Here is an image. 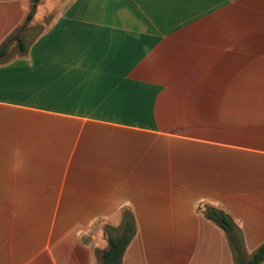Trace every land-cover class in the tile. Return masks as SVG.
<instances>
[{
    "label": "crops",
    "instance_id": "crops-1",
    "mask_svg": "<svg viewBox=\"0 0 264 264\" xmlns=\"http://www.w3.org/2000/svg\"><path fill=\"white\" fill-rule=\"evenodd\" d=\"M29 8L0 0V44ZM50 17L0 64V264H96L97 223L125 208L122 264H234L202 201L247 251L264 243V0H61Z\"/></svg>",
    "mask_w": 264,
    "mask_h": 264
},
{
    "label": "trees",
    "instance_id": "trees-1",
    "mask_svg": "<svg viewBox=\"0 0 264 264\" xmlns=\"http://www.w3.org/2000/svg\"><path fill=\"white\" fill-rule=\"evenodd\" d=\"M41 0H29L30 8L25 19L13 33L7 36L0 44V64L5 62V58L15 43L18 52L25 56L27 53V43L25 39L29 23L34 17L37 5ZM47 15H44V17ZM52 21V20H51ZM51 21L34 38L45 32L51 24ZM195 211L206 220L213 223L225 236L231 252L234 264H261L264 262V243L259 245L254 251H247L243 233L239 223L224 209L220 204L214 201H202L196 204ZM98 229L102 238L107 244L104 250H93L96 264H122L124 251L130 241L134 238L136 232L135 221L132 212L129 209H122L119 212L117 223L110 224L106 220H101Z\"/></svg>",
    "mask_w": 264,
    "mask_h": 264
},
{
    "label": "rangeland",
    "instance_id": "rangeland-1",
    "mask_svg": "<svg viewBox=\"0 0 264 264\" xmlns=\"http://www.w3.org/2000/svg\"><path fill=\"white\" fill-rule=\"evenodd\" d=\"M45 1V0H43ZM61 3V0H46L45 4L44 2H42L40 5H43L42 7L38 8L39 10H35L34 13V17L32 19V21L29 23V28H27L28 30L25 32V39H26V43L34 38V36H36L38 33L41 32V30L44 28V25H46L45 23H49L51 21V17L53 16L55 9L58 8L59 4ZM44 11H46V13H43ZM44 15H47L44 17ZM14 48L11 49V52H18V49L15 46V43L12 44ZM13 53H10V55ZM10 201H6V200H0V211H4L3 213L6 214L8 213V209L6 207V205L9 203ZM93 228V227H92ZM94 229L90 231L89 235L83 237L82 242L85 244L89 245H93L94 242ZM96 261V260H95Z\"/></svg>",
    "mask_w": 264,
    "mask_h": 264
}]
</instances>
